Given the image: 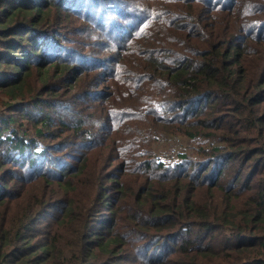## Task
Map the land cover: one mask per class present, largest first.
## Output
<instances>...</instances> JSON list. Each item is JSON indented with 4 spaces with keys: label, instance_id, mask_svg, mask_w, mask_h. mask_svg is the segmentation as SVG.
I'll return each instance as SVG.
<instances>
[{
    "label": "trees",
    "instance_id": "16d2710c",
    "mask_svg": "<svg viewBox=\"0 0 264 264\" xmlns=\"http://www.w3.org/2000/svg\"><path fill=\"white\" fill-rule=\"evenodd\" d=\"M0 264H264V0H0Z\"/></svg>",
    "mask_w": 264,
    "mask_h": 264
},
{
    "label": "rangeland",
    "instance_id": "374dc122",
    "mask_svg": "<svg viewBox=\"0 0 264 264\" xmlns=\"http://www.w3.org/2000/svg\"><path fill=\"white\" fill-rule=\"evenodd\" d=\"M190 144L191 141L189 139L172 138L166 145L162 144L160 147L162 151H171L177 154L186 151Z\"/></svg>",
    "mask_w": 264,
    "mask_h": 264
}]
</instances>
